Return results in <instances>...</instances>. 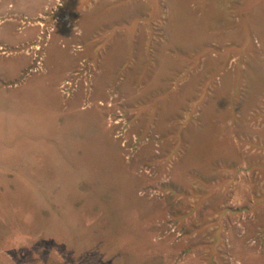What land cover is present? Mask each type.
Wrapping results in <instances>:
<instances>
[{
  "label": "rangeland",
  "instance_id": "obj_1",
  "mask_svg": "<svg viewBox=\"0 0 264 264\" xmlns=\"http://www.w3.org/2000/svg\"><path fill=\"white\" fill-rule=\"evenodd\" d=\"M0 264H264V0H0Z\"/></svg>",
  "mask_w": 264,
  "mask_h": 264
}]
</instances>
